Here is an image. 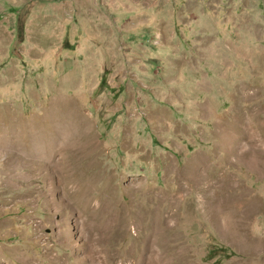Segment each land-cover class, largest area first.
Here are the masks:
<instances>
[{"label": "rangeland", "instance_id": "374dc122", "mask_svg": "<svg viewBox=\"0 0 264 264\" xmlns=\"http://www.w3.org/2000/svg\"><path fill=\"white\" fill-rule=\"evenodd\" d=\"M155 261L264 264V0H0V264Z\"/></svg>", "mask_w": 264, "mask_h": 264}, {"label": "trees", "instance_id": "16d2710c", "mask_svg": "<svg viewBox=\"0 0 264 264\" xmlns=\"http://www.w3.org/2000/svg\"><path fill=\"white\" fill-rule=\"evenodd\" d=\"M215 252L225 253V252H227V251H226V249H223V248H222V249H218V250H216ZM232 256H234V255H233V254L228 255V256H226V258H227V259H230Z\"/></svg>", "mask_w": 264, "mask_h": 264}, {"label": "bare ground", "instance_id": "6f19581e", "mask_svg": "<svg viewBox=\"0 0 264 264\" xmlns=\"http://www.w3.org/2000/svg\"><path fill=\"white\" fill-rule=\"evenodd\" d=\"M51 145H52V144H51ZM50 148H51V147H50ZM51 151H52V149H51ZM49 152H50V151H49ZM54 152H55V151H54ZM56 152H57V151H56ZM168 216H169V215H168ZM165 218H166V217H165ZM165 218H164V219H165ZM167 220L169 221V218H168ZM163 221H164V220H163ZM165 222H166V221H165ZM167 223H168V222H167ZM154 225H155V224H154ZM166 225H167V224L164 225V229H165V226H166ZM154 228H155V227H154ZM157 231H158V229H157ZM159 231H160V230H159ZM155 232H156V231H155ZM156 234H157V233H156ZM161 248H162V247H161ZM160 257H161V256H160ZM156 259H158L157 256H156ZM160 259H161V258H160ZM156 261H158V260H156ZM156 261H155V262H156ZM160 261H161V260H160ZM156 264H157V262H156Z\"/></svg>", "mask_w": 264, "mask_h": 264}]
</instances>
